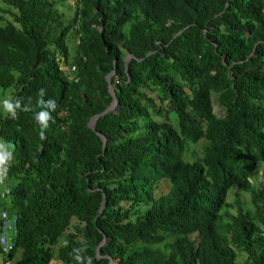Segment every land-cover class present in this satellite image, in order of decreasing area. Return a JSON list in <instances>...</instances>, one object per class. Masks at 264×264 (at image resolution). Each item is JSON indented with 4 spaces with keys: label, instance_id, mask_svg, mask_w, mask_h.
Wrapping results in <instances>:
<instances>
[{
    "label": "trees",
    "instance_id": "1",
    "mask_svg": "<svg viewBox=\"0 0 264 264\" xmlns=\"http://www.w3.org/2000/svg\"><path fill=\"white\" fill-rule=\"evenodd\" d=\"M60 4L0 0L3 264H264V0Z\"/></svg>",
    "mask_w": 264,
    "mask_h": 264
},
{
    "label": "rangeland",
    "instance_id": "2",
    "mask_svg": "<svg viewBox=\"0 0 264 264\" xmlns=\"http://www.w3.org/2000/svg\"><path fill=\"white\" fill-rule=\"evenodd\" d=\"M68 2L70 3V5L69 4H65V5L60 4L59 6H60L61 11L65 13L66 17L71 18L74 16V13L76 10V6H75L76 0H72L71 2H70V0H68ZM13 91H14L13 89H8V90L0 89V121L5 120L8 116V114L5 113L3 110L2 101L5 98L12 99ZM215 111L217 113H220V109L217 105H215ZM12 149H13L12 145H8L7 143H5L3 140L0 139V151L6 152L7 156H9V152L12 151ZM8 162L9 161H7V164H8ZM252 182L257 186H260L264 182V163L259 164V166L257 168V174L252 179ZM14 183H15V181L13 179L9 178L4 173H0V218H1L2 212L4 210V206H3L4 196L7 193L8 188H11L14 185ZM236 193H238L237 189L229 197V201L234 200ZM236 212H237L236 209H235V211L233 210L234 214H236ZM3 260H4V258H3V255L1 253L0 254V264L4 263ZM237 262H238V264H249L247 262V253H245L243 251H239L238 257H237ZM53 264H62V262H60L59 260H55Z\"/></svg>",
    "mask_w": 264,
    "mask_h": 264
},
{
    "label": "clouds",
    "instance_id": "3",
    "mask_svg": "<svg viewBox=\"0 0 264 264\" xmlns=\"http://www.w3.org/2000/svg\"><path fill=\"white\" fill-rule=\"evenodd\" d=\"M45 91H46L45 89H40V91H39L40 99H39L38 103L42 106V108L45 104V102L43 100V96H44ZM48 103L52 106L53 111H55L56 107H57L55 101L50 100ZM2 106H3L4 112L7 113L13 119L18 117V111H17L18 109L20 111H28L29 110V108L27 106H22L21 100H16V102L14 103L12 99H8V98H5L2 101ZM35 118H36V120L38 119V121H39V125L41 127L40 138L43 140L46 138L45 130L49 127L48 122L51 120L54 123L55 122L54 118L51 116L50 112L44 111V110L37 113ZM7 160H8L7 153L0 151V168H3L7 164Z\"/></svg>",
    "mask_w": 264,
    "mask_h": 264
},
{
    "label": "built area",
    "instance_id": "4",
    "mask_svg": "<svg viewBox=\"0 0 264 264\" xmlns=\"http://www.w3.org/2000/svg\"><path fill=\"white\" fill-rule=\"evenodd\" d=\"M18 236V218L17 216H10L7 212L1 215L0 224V247L6 257L15 250L16 239ZM5 264H11L10 260Z\"/></svg>",
    "mask_w": 264,
    "mask_h": 264
},
{
    "label": "water",
    "instance_id": "5",
    "mask_svg": "<svg viewBox=\"0 0 264 264\" xmlns=\"http://www.w3.org/2000/svg\"><path fill=\"white\" fill-rule=\"evenodd\" d=\"M133 58H134V56H130L129 59L127 60V64H129L130 59H133ZM114 74H115V73H113L111 76L108 77V82L110 83V92H111V94H112V96H113V98H114V102H113L112 106L109 107V108H108L103 114H101V115H99V116H96L95 118L92 119L90 126H91V128H92L94 131L96 130V125H97V122H98L99 118L104 117L105 115H107V114H109V113L116 112L117 109H118V106H119V105H118V100H117V97H116V93H115V90H114L113 86L111 85V78H112V76H113ZM102 138H103V140L105 141V148H106V146H107V144H108V140H107V138H105V137H102ZM105 207H106V202H105V204H104L103 209H104ZM105 243H106V241H105L103 244H105ZM98 252H99V251H98ZM111 264H114V262L112 261Z\"/></svg>",
    "mask_w": 264,
    "mask_h": 264
}]
</instances>
